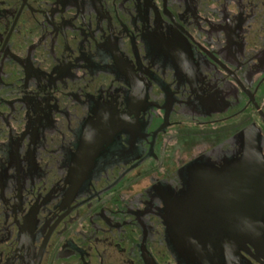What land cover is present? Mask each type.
<instances>
[{
    "label": "flooded vegetation",
    "instance_id": "1",
    "mask_svg": "<svg viewBox=\"0 0 264 264\" xmlns=\"http://www.w3.org/2000/svg\"><path fill=\"white\" fill-rule=\"evenodd\" d=\"M248 152L264 0H0V264H264Z\"/></svg>",
    "mask_w": 264,
    "mask_h": 264
},
{
    "label": "water",
    "instance_id": "2",
    "mask_svg": "<svg viewBox=\"0 0 264 264\" xmlns=\"http://www.w3.org/2000/svg\"><path fill=\"white\" fill-rule=\"evenodd\" d=\"M256 157L257 160L249 161V157ZM238 169L237 172L244 173L243 176H233L234 172L232 169V189L234 190H243L245 192H240L238 194H233V197H238L243 204H248L249 208L244 212L249 215H258V212L261 209V220L264 224V161L261 157V153L258 154H250L249 152L246 154L245 161H242L241 164L236 166ZM235 171V172H236ZM257 218V217H256ZM259 221V220H258ZM262 224V225H263ZM247 231V228H243ZM249 242L254 245L258 250L260 249L261 243L259 242ZM263 240V250H264V239ZM232 255V254H231Z\"/></svg>",
    "mask_w": 264,
    "mask_h": 264
}]
</instances>
